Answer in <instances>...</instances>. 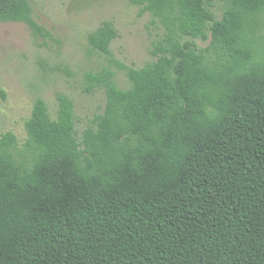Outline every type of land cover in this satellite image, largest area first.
<instances>
[{"label": "trees", "instance_id": "16d2710c", "mask_svg": "<svg viewBox=\"0 0 264 264\" xmlns=\"http://www.w3.org/2000/svg\"><path fill=\"white\" fill-rule=\"evenodd\" d=\"M131 3L164 28L154 61L119 64L111 22L88 36L129 87L89 72L106 106L82 132L58 95L23 152L0 138V264H264V0ZM0 22L44 33L30 0H0Z\"/></svg>", "mask_w": 264, "mask_h": 264}, {"label": "rangeland", "instance_id": "374dc122", "mask_svg": "<svg viewBox=\"0 0 264 264\" xmlns=\"http://www.w3.org/2000/svg\"><path fill=\"white\" fill-rule=\"evenodd\" d=\"M30 2L43 34H35L25 23L0 22V138L13 134L17 153L26 148V122L37 99H43L56 118L58 95L71 98L77 128L82 132L106 106L104 90L87 92V73L110 66L116 73V83L121 88L129 87L126 71L111 64L106 55L91 50L90 33L105 22L113 23L119 34L111 44L114 58L133 68L155 60V43L165 33L152 14H142L131 0ZM215 12L221 18V2ZM261 46L264 50V40Z\"/></svg>", "mask_w": 264, "mask_h": 264}]
</instances>
